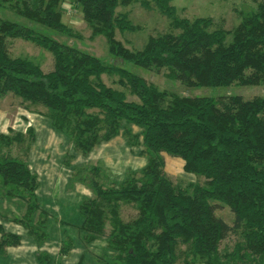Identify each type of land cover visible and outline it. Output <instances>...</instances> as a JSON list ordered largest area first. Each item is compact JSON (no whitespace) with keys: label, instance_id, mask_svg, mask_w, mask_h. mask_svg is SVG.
Instances as JSON below:
<instances>
[{"label":"trees","instance_id":"16d2710c","mask_svg":"<svg viewBox=\"0 0 264 264\" xmlns=\"http://www.w3.org/2000/svg\"><path fill=\"white\" fill-rule=\"evenodd\" d=\"M131 1L70 0L81 6L91 36H104L117 60L157 72L166 68L187 87L264 84V0H254L255 10L239 12L240 20L231 29L210 28V17H179L170 0H139L146 8L153 2L169 19V30L148 36L137 50L115 37L116 29L137 28L127 14L116 11ZM64 2L0 0V7L70 34L62 21ZM14 38L49 51L51 70L44 71L29 57L11 55L8 40ZM107 73H117L119 84L137 100L107 85L102 79ZM8 93L45 107L53 128L82 154L120 133L129 146H141L145 166L118 184L106 181L100 166L74 168L73 178L93 192L79 205L82 239L90 242L105 235L111 251L98 264H175L181 245L189 264H264V95L246 99L239 94L189 96L159 90L120 64L0 16V99ZM33 139L31 127L0 132V188L2 195L26 203V212L13 220L42 241L46 214L36 196L37 176L8 151L13 144L25 143L27 148ZM162 153L181 158L184 171L201 176L203 182L174 183L164 171ZM124 205L135 210L129 219L122 217ZM222 206L233 213V224L215 214ZM37 211L39 218L32 223ZM230 234L240 240L220 252V243ZM20 240L0 225V253ZM71 247V238H66L59 255H67ZM38 260L50 263L46 253H39Z\"/></svg>","mask_w":264,"mask_h":264},{"label":"rangeland","instance_id":"374dc122","mask_svg":"<svg viewBox=\"0 0 264 264\" xmlns=\"http://www.w3.org/2000/svg\"><path fill=\"white\" fill-rule=\"evenodd\" d=\"M64 3L65 6L62 8V21L66 23L67 26H69L71 30L70 34L66 32H57L44 26L30 23L25 18L17 15L11 8L0 7V16L22 24H27L32 27H36V29L51 35L52 37L61 42L73 45L75 47H78L79 49L90 52L108 62H115L117 64H120L125 68L129 69L130 71L142 76L149 84L154 85L159 90H166L168 92L176 93L179 95L189 96L216 97L219 95L239 94L246 99L252 98L253 96L264 95L263 83L256 85H241L233 83L227 86L187 87L178 82L177 80H174L170 76L169 70L166 68H163L157 72L140 67L129 61L122 62L121 60H117L109 53L107 41L104 36H91V28L89 24L83 19L81 6L72 5L70 0H65ZM170 4L175 7L176 14L179 17H186L188 19H193L196 17H210L212 19V25L210 28L221 27L224 29H231L233 26L237 25L240 20L239 12L246 10H255L257 6V1L170 0ZM151 5V8H146L139 3V0H132L126 5L119 4L116 7V11L118 13L121 12L127 14V17L130 22L137 27L134 30L121 31L119 29H116L115 31V37L120 40L127 48L133 50L140 49L146 42L148 36L157 35L159 33L169 30V19L165 15L160 13V11L155 7L153 2H151ZM8 48L9 52L13 56H26L31 58L35 62H38L42 66V69L44 71H49L52 68V54L49 51L30 41L23 40L21 38L9 39ZM102 79L107 85L123 90L129 100H137L136 96L130 93L129 88L119 84V76L117 73L103 74ZM46 111L47 109L41 105L29 104L27 102L22 101L20 98L14 96L13 94L8 93L0 99V131L7 132L8 128L10 127L22 131L28 125L27 122L29 119H38L40 115L44 116L46 114ZM129 127L131 128L132 132L137 134L141 133V128L135 125H129ZM43 137L49 139V143L51 141V146H48L46 148V151H50L48 153L44 151L45 153L43 152V156H41L46 157V159H44V164L51 163L52 161L59 158L63 151H65L64 153H72L70 149L71 140H68V138H65L64 141H60L56 137L50 139L49 135L47 134H44L42 138ZM121 139L124 140L123 138ZM122 140L119 141L120 143H115V146H119V151H117L116 153L112 154V152L110 151V146H106L107 148L104 147L105 150H101L100 154H95L105 158L108 162H117V166L115 167V171H117V173H113V177H115L117 180L122 179L125 171L124 163L126 161L125 155L127 154V152L125 151V146H123L124 151H121L119 149L121 147L120 145H123ZM58 143H61L62 145L60 146V151L57 150ZM25 146V143L13 144L8 151L10 155L24 159L27 156V150ZM129 149L133 155H137L139 150L141 149V146L129 147ZM162 155L165 161L164 171L174 183L185 185L189 182H203V178L201 176L184 171V162L179 157L170 156L166 153H162ZM71 158L72 157H70V154L66 155V160H68L69 162L71 161ZM81 158L82 157H77L75 162H80ZM128 159H130V156H128ZM131 159L133 161L132 165H142L141 159H138L137 161V158L135 156L131 157ZM143 159L145 160V158ZM72 162L74 163V159ZM121 214L124 219H129L135 214V210L131 206L124 205L121 208ZM215 214L225 220L228 224H233L234 216L227 206L217 208L215 210ZM50 227H52V225ZM107 231L108 226L106 228L105 234H107ZM101 237V240L97 242L99 248L97 249V252L100 253L101 258H105L106 256H110L111 251L107 248L105 235ZM238 239L239 236H236L235 234H230L220 243V252L229 251L235 244V241ZM105 247L106 249L104 251H100L101 248L103 249ZM179 249V258L175 262V264H189V256H187L186 260V256L182 253L185 249V246L181 245ZM197 264L203 263L198 262Z\"/></svg>","mask_w":264,"mask_h":264},{"label":"crops","instance_id":"0c3cea01","mask_svg":"<svg viewBox=\"0 0 264 264\" xmlns=\"http://www.w3.org/2000/svg\"><path fill=\"white\" fill-rule=\"evenodd\" d=\"M27 123L28 125L26 128L22 131H18L25 132L28 127H31L34 131V139L26 148L27 156L24 159H19L23 160L30 171L37 176L38 187L36 189V196L40 209L46 214L44 227L46 238L39 241L26 227L13 220L15 217H21L26 212V203L21 199L2 195L0 189V225L3 227L4 231L18 234L21 237L18 245L6 246L3 252L0 253V264H41L38 260L39 253H46L49 256V264H77L80 260H83L86 264H98L97 260L101 257L100 253L97 252V249H99L97 242L100 241L102 237L86 242L82 239L83 233L80 230L83 217L80 214L79 205L84 199L91 198L93 192L85 183L73 178L74 168L90 165L100 166L103 175L107 178L106 181L118 184L122 182L128 174L136 172L144 167L146 158L140 155L139 152L137 155H133L129 149V147L133 146H129L124 135L120 133L108 141H104L95 146L87 154L76 151L73 143L70 141L72 153H64L65 151H63L59 158L52 161L53 163L44 164V159H46V157L41 156H43L44 151L46 153L50 151H46V148L51 146V141L49 143V139L45 137L42 138V136L47 134L50 139L56 137L60 141H64L65 138L68 137L54 129L49 118L45 115H40L38 119L31 118ZM9 129L13 128L10 127L8 130ZM8 130L7 132H0L8 133ZM68 140L70 139L68 138ZM120 140L123 141V145H120L121 147L119 149L124 151L123 146H125L127 154L125 155V163L123 161L125 165L124 175L122 179L117 180L113 177V173H117V171H115L117 162H108L105 158L95 154H100L101 150L103 151L107 148L106 146H110L112 154L116 153L119 151V146H115V143H120ZM60 146H62L61 143H58V151L61 150ZM68 154L72 157L71 161H68L69 164L66 163V155ZM132 155L137 158V161L141 159L142 165H132ZM128 156H130V159H128ZM77 157H82L81 161L78 163L75 162ZM143 158H145V160ZM73 159L74 163L72 162ZM39 215L40 212L37 211L33 216L32 223H36ZM51 225L52 227H50ZM66 238H71L72 247L67 255L60 256L59 249L62 241L66 240ZM105 249L106 247L103 249L101 248L100 251H104Z\"/></svg>","mask_w":264,"mask_h":264}]
</instances>
